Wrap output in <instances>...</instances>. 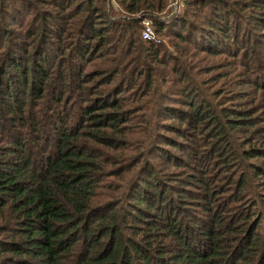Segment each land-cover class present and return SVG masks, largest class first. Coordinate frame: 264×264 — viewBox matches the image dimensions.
<instances>
[{"label":"trees","instance_id":"obj_1","mask_svg":"<svg viewBox=\"0 0 264 264\" xmlns=\"http://www.w3.org/2000/svg\"><path fill=\"white\" fill-rule=\"evenodd\" d=\"M114 2L131 17L115 18L106 0H0V264H264V195L243 190L249 179L264 181V106H256L264 104V48L253 32L264 28V0H183L168 17L159 15L167 0ZM144 19L177 42L175 73L192 51L223 54L233 60L217 62L221 84L248 85L258 97L252 110H224L207 99V79L173 114L181 141L165 145L185 156L165 163L189 170L184 186L203 188L196 218L184 186L172 190V175L156 173L164 162L122 159L135 149L122 146L132 112L121 92L139 91V77L141 93L153 90L150 64H165L164 52L140 37ZM229 31L232 48L217 49ZM241 74L249 80L232 81ZM223 126L249 135L246 148L220 162L250 163L236 178L199 161L219 153L206 135L213 127L215 139L227 140Z\"/></svg>","mask_w":264,"mask_h":264},{"label":"rangeland","instance_id":"obj_2","mask_svg":"<svg viewBox=\"0 0 264 264\" xmlns=\"http://www.w3.org/2000/svg\"><path fill=\"white\" fill-rule=\"evenodd\" d=\"M182 1L183 0H179L180 6L181 4L183 5ZM106 4L108 5L106 8H111V15H113L115 18L127 19L131 17L130 15L122 12L117 7L114 0H106ZM167 4L168 0L166 5ZM182 8L183 6L177 9L178 11L176 10L174 12H177V14L181 13L180 11ZM15 9V11L20 12L22 15L24 14V11L21 8H16L15 6ZM170 12L165 15H159L162 17H168L174 14V12ZM8 13L10 15V19L12 17L14 20L20 19V16H18L16 13H14V15L9 11ZM25 16L27 17L29 15ZM134 16L136 17L137 14ZM246 22L241 23V28H248ZM140 25L142 28V21ZM9 26L12 29L16 28L13 25ZM150 27V38L153 43L157 45V48L161 52H164L163 56H165V64L160 65L155 62L150 64V68L152 69V79L155 83V86H151V89L153 90H148L146 93H141V90H144L143 87L146 85L143 81V78L139 77L137 79V84H139L138 87L140 89L139 91L129 89L128 91L121 92L122 95L120 98L122 99L123 107L132 112L130 113V121H128L125 125L129 132L125 135L126 140L124 139L122 141V146H132L135 149L128 152L123 151L122 155H124V157H122V159L125 158L127 161L136 158L142 161L143 159L147 160L149 158L151 159V162H160L159 164L164 162V167L158 165L155 167V171L156 173L161 171L162 173L165 172L166 174H171L172 185L170 186V189L174 190L177 188L176 186H184V181L187 180L189 182V178L186 177L187 175H185L187 172H189V170L186 168H174L166 165L165 159H167L168 156H174L175 158L180 157L182 159L184 158L185 153L178 148L170 147L169 145L165 144L166 142H169L168 144H170L174 141H181V138L178 137L174 131V126H177L178 123L176 119H174L173 114H177L178 109L182 110L181 103L183 102L184 98L187 96L190 98L192 96L191 88H194L195 86L198 87V89L202 88L200 82L210 79V83H208V91L210 95L207 99L210 100L211 103L221 105L224 110H228L230 108H236L239 110H252L253 108L251 106H253L255 102L258 101V97H253V95L249 93L250 89L248 85H242L243 87H239L236 85H230V83L228 85L221 84L222 81H226V79L222 81L217 79L215 74L219 71L215 69V66L220 60H224L226 62L233 60L223 54H218L212 57L200 52L192 51L195 57H192L191 60L186 58L187 62L185 63H182V59H180V61H178V65L181 66L183 72L177 71V73H175L173 70L177 62L174 60V58H178L179 54L174 51L172 44L177 42L173 38L156 35L153 32L151 25ZM19 28H17V30H21ZM260 28L262 27H259V29ZM253 32L257 40V42H255L256 45L260 48H264V39L261 38V36L259 37L257 34L258 32H262L261 35L264 34V28H262V30H254ZM205 36L206 37L204 38L212 44H217L220 42V39L213 41L208 39L207 33ZM227 36V42H221L220 44H217V49H223L226 47L232 48L230 41V31L227 33ZM140 37L142 39L141 29ZM238 38H241V36ZM178 45H184V43H178ZM209 69L210 71H208ZM122 70H125V68L122 67ZM88 71H90V74L92 73V69H88ZM122 78V73L117 72L115 75V80H118L119 82ZM237 78L238 79L234 77L232 81L246 82L250 77L246 76V74H241ZM97 82V77L90 79V83L93 85H96ZM213 92L214 98L211 96ZM219 95L220 97H218ZM161 105H164L162 109H160ZM256 106L261 107L264 106V104L261 103ZM258 107L255 108L258 110L257 112H259ZM215 114L218 115L219 112L217 111ZM258 126H262V123ZM244 130L245 129H240L232 132L223 126L224 134L222 137L225 138L227 135V140L224 141L222 138H214L215 131H213V127H211L206 135L207 140L217 142L216 144L219 146L218 150L220 151L217 155L210 153L201 156L199 161L202 165V168L208 169L215 174L219 172L225 173L227 179L229 177L236 178V176H239L244 171H248L250 163H246V161L243 160L239 163H236L239 161V159H234V161L227 164L226 167H223L220 164V162L224 161L227 157L237 155L241 148L247 147L246 140L249 138V135H247ZM198 136L199 134L191 136L188 143L195 145L198 141ZM223 150H229V152L224 156L223 159L218 160L217 157H220V155L223 153ZM254 182H257L260 184V186L254 185ZM183 190L188 192L186 195L190 198L191 202H193L188 209L190 216L194 218L203 216L201 209L196 205V203H194L198 202L196 201L198 200L196 198L202 194L203 188L200 187V189H197L196 187L184 186L182 191ZM243 190L250 196L257 194L258 192L264 195V181H262L261 177H255V180L253 179V181H250L249 179Z\"/></svg>","mask_w":264,"mask_h":264},{"label":"built area","instance_id":"obj_3","mask_svg":"<svg viewBox=\"0 0 264 264\" xmlns=\"http://www.w3.org/2000/svg\"><path fill=\"white\" fill-rule=\"evenodd\" d=\"M180 8L179 0H168V4L165 6V8L159 13L161 15H165L168 12L172 13ZM151 34V27L150 22L148 19L142 20V28H141V36L142 39L148 40L150 38Z\"/></svg>","mask_w":264,"mask_h":264}]
</instances>
